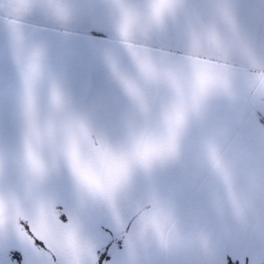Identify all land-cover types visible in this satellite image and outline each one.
I'll use <instances>...</instances> for the list:
<instances>
[{
    "label": "snow or ice",
    "instance_id": "obj_1",
    "mask_svg": "<svg viewBox=\"0 0 264 264\" xmlns=\"http://www.w3.org/2000/svg\"><path fill=\"white\" fill-rule=\"evenodd\" d=\"M0 264H264V0H0Z\"/></svg>",
    "mask_w": 264,
    "mask_h": 264
}]
</instances>
